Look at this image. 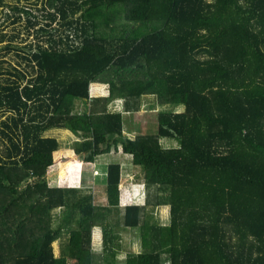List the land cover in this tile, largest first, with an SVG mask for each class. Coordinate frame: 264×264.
I'll return each instance as SVG.
<instances>
[{"label":"trees","instance_id":"trees-1","mask_svg":"<svg viewBox=\"0 0 264 264\" xmlns=\"http://www.w3.org/2000/svg\"><path fill=\"white\" fill-rule=\"evenodd\" d=\"M40 8L45 23L28 17L36 38L6 43L20 57L0 77V264H116L91 249V226H103L107 253L116 224L141 234L143 250L124 264H264V0H46ZM112 23L119 32L101 28ZM92 82L109 94L91 96ZM146 95L156 98V130L134 127L130 137L109 104L121 98L136 113ZM56 127L77 136L70 152L44 135ZM119 144L142 166L145 204L127 196L120 162L108 164L106 204L64 184L73 166ZM161 205L167 223L148 210Z\"/></svg>","mask_w":264,"mask_h":264},{"label":"rangeland","instance_id":"rangeland-1","mask_svg":"<svg viewBox=\"0 0 264 264\" xmlns=\"http://www.w3.org/2000/svg\"><path fill=\"white\" fill-rule=\"evenodd\" d=\"M45 2H46V0H3V4L0 5V70H2L4 72L0 73V77L7 76L8 73H5V69H7V68L11 69L13 67V65L18 64L16 61L20 57L19 55H17V53H16L17 51L15 48L8 50L6 43L8 41H11L13 43V45L25 46L29 40L33 41V39L36 38V29L38 28V26H31L29 24L28 17L34 16V14H36L35 19L38 21L36 25H39L42 22L45 23V21H44L45 16L42 14L44 9L42 10L40 8ZM14 5H19L23 9L28 8V10H30L31 13H27L24 10L15 12L13 9ZM16 14H19L20 17L17 18ZM53 24L56 25V27H58V28H62V26H60L61 23L59 22V20L53 22ZM118 27H119V24L116 25L113 23L110 25H105V24L101 25V28L103 30L110 31V32H119ZM71 30H69V32L73 33ZM3 32H6L7 35L17 34V33H19V35L16 37L14 36L12 39L4 38V40H1V34ZM107 85H105V86H107ZM105 90H106V87H105ZM91 94L93 95L92 92H91ZM144 97H145V106H144V108H142V112L131 113L127 116L126 127H125L126 130H128V127H131V128L136 127L137 129H140L142 132H145V131L155 132V130H156L155 125L150 124V123L153 122L152 112L154 110H157V108H158V105L155 102L156 98L153 95H146ZM177 109H181V108L177 107ZM3 112H4L3 108L0 109V115L2 117L6 115V114H4L5 112L4 113ZM6 113H7V111H6ZM44 135H46V136H56L57 135V137H59V139L61 138V147L63 149H66L68 152H70L74 135L71 134V132L68 129H66V128H50L44 132ZM131 135H133V134L131 133ZM167 141L171 144L174 143L171 140H167ZM163 142H164V144H168V142H165V141H163ZM112 150L114 151V149H112ZM114 154H117V152H114ZM115 158H118V157H115ZM103 162H104V158L99 157L98 164H101L100 168H105ZM141 168H142V166H141ZM75 170H76L75 171V174H76L75 177L76 178L75 179L71 178L70 180H68L66 178L64 184L81 186V188L83 189V193L93 191L95 194V198H94L95 202H97V203L106 202V200H107L106 192H103L104 190H103L102 185H99V183L102 184L104 181L103 170H101L102 174L100 175V180H99L100 182L99 183H96V180L93 179L91 176V175L94 176V174L96 172L94 164L82 163V164H80L79 167H76ZM134 170H139V168L136 167ZM139 171L136 172L137 176H138L137 173H139ZM132 179H134L135 183L138 182V181H136V178L134 177V173L132 175L131 172H127L126 170H123V176H122L123 182L124 183L125 182L126 183L131 182ZM139 182H141V181H139ZM142 186H143V183H139L138 189H140ZM133 201L137 203L140 200L135 199V197H134ZM148 210L150 211L153 220H156L157 222H160V223L169 222L168 218H170V216H169V206L168 205H161L159 207L155 206L154 208L149 207ZM54 213L56 215L54 222H55V226H57V224L62 220L61 217L59 216L60 210H56ZM117 226H118L117 228H114V229L109 228L108 229L109 235H110L111 240H112V244H111L112 248H113V244L115 242H118V241H120L122 246H124L125 248H132V246L128 245V243H129L128 241L131 238H133L134 241L136 238V244L139 243V241L141 239V234H140V230L138 227H134V228L131 227V229L124 230L122 228H119V225H117ZM97 230L99 231L98 237L102 236V233H103V244H104V231H103V226L101 227V225L99 227H95L93 229V231H92L93 232L92 233V239H93L92 242L94 244V243H96V238L98 239ZM128 233H129V235H127ZM116 234H118L119 236H117ZM100 240L101 239H99V241ZM53 246L55 249V253L59 254L60 253L59 241H56ZM95 246L97 247L98 245H95ZM125 248H124L125 251L122 252L120 257H124L127 254V251ZM137 249H140V248H137V247L132 248V251H137Z\"/></svg>","mask_w":264,"mask_h":264},{"label":"crops","instance_id":"crops-1","mask_svg":"<svg viewBox=\"0 0 264 264\" xmlns=\"http://www.w3.org/2000/svg\"><path fill=\"white\" fill-rule=\"evenodd\" d=\"M105 85H107L106 83H103V82H92L91 83V85H90V91L93 93V95L91 94V92H90V95L91 96H99V95H108L109 94V88H108V85L107 86H105ZM105 87H106V90H105ZM156 102V101H155ZM144 106H145V97L143 98V103H142V105H141V110L139 111V112H142V108H144ZM109 108L111 109V110H117V111H121V112H123V115H124V122H125V127H126V121H127V116L129 115V114H131V113H133V112H126L125 110H124V108H125V103H124V101L121 99V98H114V99H112L111 100V102H110V104H109ZM152 110V109H151ZM153 111V110H152ZM137 113V112H136ZM57 128V127H56ZM69 130V129H68ZM70 132H71V134H73L74 135V138H73V141L75 140V139H77V136L71 131V130H69ZM133 131V132H132ZM136 131V129H134V128H129L128 127V130L126 131V133L130 136V137H135V135L137 134V132H135ZM135 132V133H134ZM131 133L134 135H131ZM54 137H56V138H58L59 139V137H57V135L56 136H54ZM167 140H171V139H162V141H165V142H168ZM59 141H60V144H61V138L59 139ZM172 142H174L173 144H171V143H169L168 142V144H165V145H168V146H170V145H176L177 144V142H176V140H171ZM73 143V142H72ZM62 148V147H61ZM113 151V150H112ZM112 151H110V152H108V153H104V154H100V155H98L97 157H96V159H95V161L93 162V163H89V164H94L95 165V169H96V172H95V174H94V176L93 175H91L92 176V178L93 179H95L96 180V183H99L100 181V175L102 174L101 173V170H103V172H104V175H103V179H104V181H103V183L101 184V183H99V185H102V187H103V192H106V182H107V169H108V164L110 163V162H112V161H115V162H120V164H121V169H122V171H121V183L124 185V187H125V189H126V193H127V196H129L130 195V197L132 198V201L134 200V197H135V199H138V200H140V201H138L137 203L136 202H134L133 201V203L134 204H138V205H143V204H145V201H146V197H147V194H146V189H145V183H144V172H143V170H142V168L139 166V165H135L133 162H132V160H131V154H128V153H124L123 152V150H122V146H121V144H119L118 145V148L117 149H114V151L112 152ZM114 152H117V154H114ZM99 157H102V158H104V166H105V168H100V165L101 164H98V160H99ZM115 157H118V158H115ZM86 163H88V162H86ZM136 167H138L139 168V170H134ZM72 169V171H71V173H72V175L70 174V175H68L67 176V179L68 180H70L71 178H76L75 176H76V174H75V168H74V166L71 168ZM123 170H126L127 172H131L132 173V175H133V173H134V177L136 178V181H138V182H134V179H132V181L131 182H123V180H122V176H123ZM139 171V173H137L138 174V176L136 175V172H138ZM139 181H141V182H139ZM138 183V184H137ZM139 183H143V186L140 188V189H138L139 188ZM139 191V192H138ZM93 192V191H92ZM93 195H94V198H95V194H94V192H93ZM136 195V196H135ZM106 197H107V192H106ZM137 201V200H136ZM95 202V201H94ZM96 204H106L107 203V200H106V202H102V203H97V202H95ZM119 225V224H118ZM100 225H93L92 227V231H93V229L95 228V227H99ZM102 227V226H101ZM118 226L116 225L115 226V228H117ZM132 227V226H131ZM131 227H127V228H123L121 225H119V228H122V229H124V230H127V229H131ZM134 227H136V226H133L132 228H134ZM104 231V230H103ZM102 231V232H103ZM93 233V232H92ZM98 235H99V231L97 230V237H98ZM117 236H119L118 234H116ZM127 235H129V233L127 234ZM101 237V238H100ZM100 237H98V239L96 238V243H94L93 244V242H92V246H91V249H92V251H93V253H95V255L97 256V259H101L102 261H104V257H103V254H109L110 255V258H113V257H115V261H116V264H124V262H125V259H126V257H127V255L129 254V253H132V252H141L142 250H143V244H142V239H140V241H139V243L138 244H136V238H135V241L133 240V238H131L128 242V245L129 246H132V248H140V249H137V251H132V248H125L124 246H122V244L120 243V241H118V242H115L114 244H113V248H112V250L111 251H109V252H107L106 253V251H105V249H104V244H103V233H102V236H100ZM99 239H101L100 241H99ZM118 239V238H117ZM93 240V239H92ZM56 241H59V246H60V239H57ZM55 241V242H56ZM54 242V243H55ZM54 243H53V245H54ZM95 245H98L97 247L95 246ZM103 245V246H102ZM124 248L126 249V251H127V254L124 256V257H120V255L122 254V252L123 251H125L124 250ZM54 252H55V249H54ZM56 254V253H55ZM56 255H59V254H56ZM114 255V256H113Z\"/></svg>","mask_w":264,"mask_h":264}]
</instances>
